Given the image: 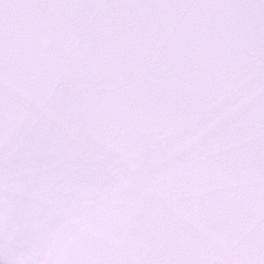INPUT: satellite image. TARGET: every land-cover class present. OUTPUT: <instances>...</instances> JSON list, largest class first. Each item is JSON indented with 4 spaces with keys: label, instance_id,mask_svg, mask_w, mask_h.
I'll return each mask as SVG.
<instances>
[{
    "label": "snow or ice",
    "instance_id": "6c2138e0",
    "mask_svg": "<svg viewBox=\"0 0 264 264\" xmlns=\"http://www.w3.org/2000/svg\"><path fill=\"white\" fill-rule=\"evenodd\" d=\"M0 264H264V0H0Z\"/></svg>",
    "mask_w": 264,
    "mask_h": 264
}]
</instances>
